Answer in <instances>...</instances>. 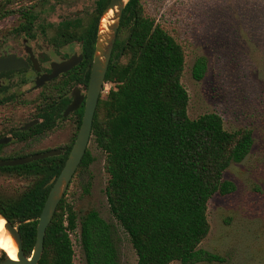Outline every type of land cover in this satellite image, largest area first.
<instances>
[{"label": "trees", "instance_id": "16d2710c", "mask_svg": "<svg viewBox=\"0 0 264 264\" xmlns=\"http://www.w3.org/2000/svg\"><path fill=\"white\" fill-rule=\"evenodd\" d=\"M108 2L98 3L94 31L86 37L88 65ZM124 29L127 36L120 40ZM114 56L115 61L126 57V62L114 63ZM184 65L181 45L145 16L142 0H129L105 76L111 88L99 97L91 137L105 155L109 212L129 237L137 264H185L199 254L197 248L209 233L208 202L217 193L234 190L223 174L232 163L241 162L252 145L250 130L228 132L217 114L188 117L189 98L181 84ZM194 69L200 77L201 63ZM69 152L0 168L28 181L16 196H0V214L12 224L21 223L27 258L50 182L60 174ZM89 163L86 151L78 169ZM77 227V217L63 197L46 229L38 264H74L70 235ZM79 234L87 264H117L112 227L96 212L82 219ZM7 260L0 249V264Z\"/></svg>", "mask_w": 264, "mask_h": 264}, {"label": "rangeland", "instance_id": "374dc122", "mask_svg": "<svg viewBox=\"0 0 264 264\" xmlns=\"http://www.w3.org/2000/svg\"><path fill=\"white\" fill-rule=\"evenodd\" d=\"M42 1L38 24L45 26L49 19L55 28L66 19H86L94 7L93 0ZM142 6L145 16L184 51L181 84L189 98L188 117L214 113L221 117L226 131L248 129L252 133L248 154L223 174L234 190L217 193L208 202L209 233L197 248L199 254L185 264H264V0H142ZM127 33L124 29L120 40ZM66 51L78 52L77 45ZM116 58L112 62L120 65L127 59ZM198 63L202 70L197 78L194 68ZM110 88L105 84L100 96L104 98ZM31 110L25 104L23 119L17 122H26ZM86 151L90 163L77 169L64 195L77 217L78 227L70 235L73 263L87 264L79 229L82 219L94 211L112 227L117 264H137L129 237L109 212L105 155L92 137ZM27 184V180L0 172V196H16Z\"/></svg>", "mask_w": 264, "mask_h": 264}, {"label": "flooded vegetation", "instance_id": "af4514ba", "mask_svg": "<svg viewBox=\"0 0 264 264\" xmlns=\"http://www.w3.org/2000/svg\"><path fill=\"white\" fill-rule=\"evenodd\" d=\"M93 1L94 7L86 19H66L57 28L49 19L45 26L38 24L39 0L0 1V60L13 61L11 69L0 71V162L46 152H59L53 156L56 157L71 151L82 123L100 22L88 65L86 37L94 31L98 3L102 0ZM74 43L78 52L68 53L66 50ZM72 58L76 63L68 71L42 81L53 74L54 66ZM75 91L79 106L65 115ZM25 104L32 114L21 124L17 120L22 121ZM20 150L31 152L15 153Z\"/></svg>", "mask_w": 264, "mask_h": 264}, {"label": "water", "instance_id": "95a60500", "mask_svg": "<svg viewBox=\"0 0 264 264\" xmlns=\"http://www.w3.org/2000/svg\"><path fill=\"white\" fill-rule=\"evenodd\" d=\"M128 1L129 0H110L100 18L82 123L63 169L61 170L58 177L54 178L50 182L51 189L38 218L36 240L30 257L27 258L23 252L22 240L19 233V226L21 223L12 224L0 214V220L4 222V229L10 236L16 248V260H11L8 257V260L3 264H38L42 257L46 229L49 226L58 204L63 199L67 188L84 157L89 140L91 138L93 117L98 104L99 96L103 91V86L105 84V76L111 59L121 16ZM112 10L116 11L114 20L108 26L107 31L102 32L101 21ZM12 63L13 61L10 60V58L6 60H0V71L11 69ZM75 63V58H72L70 61L54 66L53 74L51 76L45 77L42 81L50 80L56 77L59 73L68 71L75 65ZM79 99L78 93L75 91L74 99L67 109L65 115L77 109L80 103ZM58 153L59 152H46L42 154H36L31 157H25L11 161H1L0 168L25 165L40 159L53 157Z\"/></svg>", "mask_w": 264, "mask_h": 264}, {"label": "bare ground", "instance_id": "6f19581e", "mask_svg": "<svg viewBox=\"0 0 264 264\" xmlns=\"http://www.w3.org/2000/svg\"><path fill=\"white\" fill-rule=\"evenodd\" d=\"M116 11H110L101 21V31L106 32L113 22ZM3 221L0 220V249L4 250L11 260H16V248L10 236L4 229Z\"/></svg>", "mask_w": 264, "mask_h": 264}]
</instances>
